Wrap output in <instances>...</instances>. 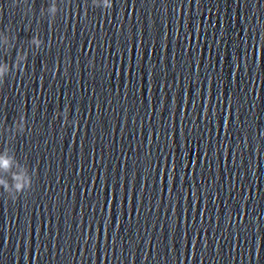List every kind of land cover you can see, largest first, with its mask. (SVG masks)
Here are the masks:
<instances>
[{"label": "water", "instance_id": "95a60500", "mask_svg": "<svg viewBox=\"0 0 264 264\" xmlns=\"http://www.w3.org/2000/svg\"><path fill=\"white\" fill-rule=\"evenodd\" d=\"M96 2L0 0V264H264V0Z\"/></svg>", "mask_w": 264, "mask_h": 264}, {"label": "clouds", "instance_id": "9594fccd", "mask_svg": "<svg viewBox=\"0 0 264 264\" xmlns=\"http://www.w3.org/2000/svg\"><path fill=\"white\" fill-rule=\"evenodd\" d=\"M93 5L95 7H100L101 5L96 2V0H93ZM113 6L112 0H103V8L105 10L111 9ZM48 11L52 13L53 21L56 13L59 11L57 6L53 4ZM0 36H3V44L5 47V52L9 50L10 44H11V36L6 34L4 31H0ZM30 43L34 45L36 48H39L43 41L39 38V36H33L31 38ZM27 62V55L24 51H19L17 56L15 57L14 63L10 66L7 62H4L0 64V85H3L5 82V74L10 73L13 69L16 71H23L24 67ZM57 116H64V112L57 113ZM65 123H68V119L64 120ZM72 123L76 124L78 121H73ZM27 121L25 119V116H21L17 121L14 122L11 128H6L5 131L9 132L10 135H19L20 133L25 132ZM14 163V157H11L7 154L5 151L3 154H0V171L9 172ZM12 180L13 184L10 186L8 183L0 178V186H3L5 190H9L10 187L14 188L15 191L19 194H23L24 189L31 187V178L26 174L25 171L20 172H13L12 173ZM18 197H14L13 199H17Z\"/></svg>", "mask_w": 264, "mask_h": 264}]
</instances>
